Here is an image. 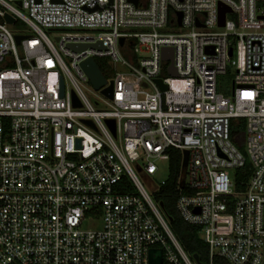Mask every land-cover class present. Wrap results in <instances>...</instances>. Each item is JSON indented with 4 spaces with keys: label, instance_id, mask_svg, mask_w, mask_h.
Here are the masks:
<instances>
[{
    "label": "built area",
    "instance_id": "2783aa9c",
    "mask_svg": "<svg viewBox=\"0 0 264 264\" xmlns=\"http://www.w3.org/2000/svg\"><path fill=\"white\" fill-rule=\"evenodd\" d=\"M88 59L104 62L99 90ZM171 150L188 152L176 208L202 263L264 264V0H0V264H150L151 250L198 264L139 177L155 186Z\"/></svg>",
    "mask_w": 264,
    "mask_h": 264
},
{
    "label": "trees",
    "instance_id": "16d2710c",
    "mask_svg": "<svg viewBox=\"0 0 264 264\" xmlns=\"http://www.w3.org/2000/svg\"><path fill=\"white\" fill-rule=\"evenodd\" d=\"M98 66L101 72L105 75V69L102 61H98ZM233 142L240 148L241 142L238 134L232 132ZM171 159L169 161L170 174L168 180L158 189L155 193L156 202L161 206L163 204V213L168 218L169 227L189 256L198 255L200 261L203 263H209V250L201 238L200 229L184 222L176 208L177 194L185 192L179 189V180L182 175V155L179 151H170ZM253 173L252 165L247 162L243 169L237 170L236 175L238 180L246 182ZM126 188L122 192L132 191V186L128 180H124L121 184ZM120 185V186H121ZM223 263V261L217 260V264Z\"/></svg>",
    "mask_w": 264,
    "mask_h": 264
},
{
    "label": "rangeland",
    "instance_id": "374dc122",
    "mask_svg": "<svg viewBox=\"0 0 264 264\" xmlns=\"http://www.w3.org/2000/svg\"><path fill=\"white\" fill-rule=\"evenodd\" d=\"M16 7L19 11L25 13L20 7H18V6H16ZM14 29H16V31H24V32H29V33L31 32V29L29 28V26L25 22H23L22 20H19V19L14 24ZM45 32L52 38L49 31L45 30ZM102 63L104 65V62H102ZM234 77H235L234 70L229 69L227 75H223V76H220L218 78V89H219L220 93L224 94L225 96H231V94H232V81H233ZM108 79H110V77H108ZM85 93H86V95H88V97L91 100L93 99V96L90 95L91 93L89 91V88L85 89ZM231 129H232V132H236L238 134L239 140L241 142V146H240V148L239 147L238 148L242 152V154L244 155L246 161L250 163V159H249L248 153H247V145H246V121L241 120V119L232 120L231 121ZM181 155H182V153H181ZM157 166L159 168V171L154 177H152L153 181L156 183L155 186H149L148 183L146 182V180H144V178L141 175H139L141 181L143 182L144 186L146 187V189L148 190L152 199L155 202H156L155 193L162 186V183L166 182L168 180V177L170 174L169 163H167L165 161H160L157 163ZM87 227H90V226H87ZM201 238H202V235H201Z\"/></svg>",
    "mask_w": 264,
    "mask_h": 264
},
{
    "label": "water",
    "instance_id": "95a60500",
    "mask_svg": "<svg viewBox=\"0 0 264 264\" xmlns=\"http://www.w3.org/2000/svg\"><path fill=\"white\" fill-rule=\"evenodd\" d=\"M131 1L134 4H137L139 0H131ZM18 4L21 5L20 2H18ZM227 12H229V9H227L225 7L221 8V20H220L221 26H223L225 23V15L227 14ZM5 21L9 25H13L15 23V19L10 15L5 16ZM16 40H17V43L20 44L22 37L17 36ZM123 42H124V40H121V45L123 44ZM70 47L77 52H81V51L88 48L87 45H71ZM230 56H232V51H230ZM163 59L172 62V50L171 49H164L163 50ZM82 67H83L84 71L86 72V74L88 75L92 86L96 90H99L100 88L104 87L107 84L105 77L103 76L98 64L96 63V61L94 59L86 60L82 64ZM169 72L172 75H176V72H175V69L173 68V66L170 67ZM158 83L161 84L160 81H158ZM62 87H63V83H62ZM112 90H113V87L111 85L109 88L105 89L103 92L106 95H110L112 93ZM187 162H188V152L185 151L183 153V163H182L183 170L186 168ZM182 184H183V182H182ZM161 208H163V204H161ZM193 258L195 259V261L198 264H203L200 261V258L198 255H194ZM161 262H162V251L161 250H151L150 251V264H161Z\"/></svg>",
    "mask_w": 264,
    "mask_h": 264
}]
</instances>
